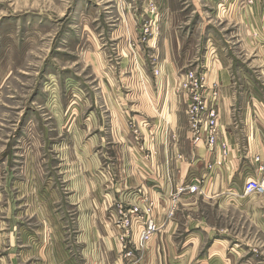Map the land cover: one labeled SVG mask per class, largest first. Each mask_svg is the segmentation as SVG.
Segmentation results:
<instances>
[{
	"label": "rangeland",
	"instance_id": "374dc122",
	"mask_svg": "<svg viewBox=\"0 0 264 264\" xmlns=\"http://www.w3.org/2000/svg\"><path fill=\"white\" fill-rule=\"evenodd\" d=\"M223 3L0 0V264L79 260L98 230L89 210L125 179L135 202L149 173L129 149L133 115L149 110L164 53L199 71L256 68ZM243 188L182 197L140 264H264V193Z\"/></svg>",
	"mask_w": 264,
	"mask_h": 264
},
{
	"label": "crops",
	"instance_id": "0c3cea01",
	"mask_svg": "<svg viewBox=\"0 0 264 264\" xmlns=\"http://www.w3.org/2000/svg\"><path fill=\"white\" fill-rule=\"evenodd\" d=\"M239 1L241 0H234L233 7L236 9L233 10V14L236 12L237 16L231 17L230 22L245 28L248 51L244 54L254 55L253 66L256 68L242 71L240 66L232 67L229 62L223 63L221 60L209 64V59L208 63L204 64L207 84L212 85L216 82L221 89V140L227 142L229 152L224 165L213 175L212 189L220 194L216 193L217 195L209 199L218 198L224 189L233 185L244 186L248 178L257 176L259 164L255 159L257 156L264 164V49L260 47L258 41V37L264 35V0H253L252 3L245 0L241 6L238 4ZM254 33L259 35L256 36ZM164 55V59L160 57L163 63L161 73L156 77L153 72L151 74L153 94L147 103L149 110L144 108L133 115V119L138 123L143 120H148L153 125L156 123L155 142H149V135L141 126L146 140L145 147L150 150L146 151L149 157L144 156L136 139L129 147L131 151L137 153L139 162H144L148 167V181H140L143 190L151 192L162 204L178 185L191 181L193 177L203 178L206 163L215 160L221 153L220 141L215 151L211 152L203 143L193 141L189 129L187 115L189 95L182 89V79L189 70L199 71V66L196 69L188 68L186 62L174 58L170 52ZM165 124L168 132L161 134L159 128ZM165 169L170 171L171 180L164 176ZM124 182L120 181L117 190L110 194V201L113 202L110 206L100 211L89 210L87 213L89 215L87 225L89 228L98 226V230L87 231L85 234L80 259L55 261L56 264H126L123 245L118 237L120 228L116 225L118 206H126L130 200L127 179ZM96 216L100 218L97 219ZM162 218L164 220V217ZM162 222L164 226L165 222ZM70 252L72 255L67 253L65 257L73 258L75 255L73 250Z\"/></svg>",
	"mask_w": 264,
	"mask_h": 264
},
{
	"label": "built area",
	"instance_id": "2783aa9c",
	"mask_svg": "<svg viewBox=\"0 0 264 264\" xmlns=\"http://www.w3.org/2000/svg\"><path fill=\"white\" fill-rule=\"evenodd\" d=\"M252 3L253 0H246ZM234 0H225L222 5L232 8ZM256 36L259 33H254ZM259 38V45L264 49V35ZM161 70L156 67L154 74L158 76ZM182 89L189 95V103L187 106V115L189 120V129L195 143H203L211 152L215 151L216 145L221 143V153L215 160L206 163V172L203 178L193 177L191 181L178 185L175 190L170 192L165 199L164 204L161 203L149 191L139 188L136 191V198L133 204L128 203L126 206L119 205V214L116 219V225L120 228L118 235L123 245L126 264H140L145 258V251L153 236L159 231L163 222L164 214L167 218L172 217L182 197L185 195H198L211 198L215 196L211 188L213 186V175L225 163L228 157L227 142L221 140V124H220V103L222 94L219 85L214 82L212 85L207 84L205 71L189 70L184 74L182 79ZM134 120V119H133ZM166 122V121H165ZM156 124V123H155ZM151 124L148 120L138 123L134 120L132 130L135 139L144 152L145 157H149L146 151L150 150L145 147V138L142 134L141 126L145 128L149 135V142H155L157 126ZM162 133L168 132L167 125L159 128ZM258 161L257 176L250 177L244 184V193H264V164L260 157L255 158ZM164 176L171 180L169 170L163 171ZM162 172L160 176H163ZM164 216V217H165Z\"/></svg>",
	"mask_w": 264,
	"mask_h": 264
}]
</instances>
